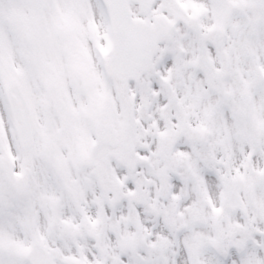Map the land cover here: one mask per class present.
<instances>
[{"label": "snow or ice", "instance_id": "obj_1", "mask_svg": "<svg viewBox=\"0 0 264 264\" xmlns=\"http://www.w3.org/2000/svg\"><path fill=\"white\" fill-rule=\"evenodd\" d=\"M0 264H264V0H0Z\"/></svg>", "mask_w": 264, "mask_h": 264}]
</instances>
